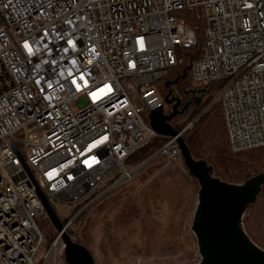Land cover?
<instances>
[{"label": "built area", "instance_id": "built-area-1", "mask_svg": "<svg viewBox=\"0 0 264 264\" xmlns=\"http://www.w3.org/2000/svg\"><path fill=\"white\" fill-rule=\"evenodd\" d=\"M191 8L204 16L191 77L220 86L204 112L220 106L231 153L264 147V0H0L3 264H56L64 250L57 234L47 246L39 223L50 221L10 145L70 229L138 174L142 162L125 163L161 137L136 103L149 112L161 105L157 82L195 50L194 31L178 15ZM104 84L111 93L94 103L89 92ZM162 138L155 158L181 160L175 139Z\"/></svg>", "mask_w": 264, "mask_h": 264}, {"label": "rangeland", "instance_id": "rangeland-1", "mask_svg": "<svg viewBox=\"0 0 264 264\" xmlns=\"http://www.w3.org/2000/svg\"><path fill=\"white\" fill-rule=\"evenodd\" d=\"M187 65L188 62L169 69L167 75L157 82V95L163 105L164 114L170 112V107L163 101L168 92L164 84L173 81L181 68ZM201 85L203 84L194 82L190 74L170 86L173 96L180 100L179 110L185 107L183 113L175 118L177 124L186 121L202 106L201 100H189L183 91L185 88L200 89ZM210 102L191 122H187L180 132L189 130ZM136 108L140 110L141 119L149 124V111L142 109L139 102L136 103ZM16 137L19 139L20 135ZM203 141V147H206L207 153L210 154L212 143L210 140ZM257 151L234 155L227 150L226 153L233 159L225 165L232 174L225 173L223 152L212 151L210 156L218 158L214 159L213 164L207 159L200 160H204L212 168L213 177L223 181L215 176V172L242 177L243 181L237 184L241 185L263 174L260 169L254 170L255 165L251 164L250 158L254 157ZM261 153H264V150H260L259 154ZM125 165L130 166L127 162ZM199 188L197 181L184 167L182 159L170 163L162 157L153 158L131 181L109 192L77 216L70 228L72 237L90 251L94 264H194L200 259L197 241L191 229ZM254 207L253 212L244 213L242 227L245 231L243 220L249 219V235L245 233L251 237L253 243L264 250V205L259 203ZM61 212L63 215L69 213L65 206L61 207ZM39 226L47 238L48 246L55 239L56 230L49 222L39 223ZM43 253L44 248H41L37 257ZM0 264L3 263L0 261ZM56 264H65L63 253L57 257Z\"/></svg>", "mask_w": 264, "mask_h": 264}, {"label": "water", "instance_id": "water-1", "mask_svg": "<svg viewBox=\"0 0 264 264\" xmlns=\"http://www.w3.org/2000/svg\"><path fill=\"white\" fill-rule=\"evenodd\" d=\"M191 61L192 58L180 76L164 84L168 92L163 101L170 107V112L164 114L161 104L149 112L148 119L150 127L159 136L175 139L184 167L200 186L191 225L201 258V261L198 259L196 264H264V250L252 242L242 227L245 210L254 204L260 188L264 184V174H259L241 185L220 181L212 176V168L204 160L192 157L182 134L171 125V121L181 115L185 107L179 110L180 100L172 96V91L169 88L186 77L187 71H190ZM10 148L22 165L30 184L35 188L52 227L60 237L64 246L65 264H94L90 251L85 246L73 241L66 233L19 152L12 145ZM153 158H155V154L144 160L141 167Z\"/></svg>", "mask_w": 264, "mask_h": 264}, {"label": "trees", "instance_id": "trees-1", "mask_svg": "<svg viewBox=\"0 0 264 264\" xmlns=\"http://www.w3.org/2000/svg\"><path fill=\"white\" fill-rule=\"evenodd\" d=\"M178 15L192 28L195 34V38H196L195 50L192 53L188 54V57L185 60V63H186L189 61L190 58H195L198 56L200 52V48L204 42V16H203V11L200 8L185 9L179 12ZM185 68L186 67L181 68V70L176 74L175 78L180 76L182 74V71ZM188 76H190V71H187L186 77ZM201 84L203 85H201L200 89H198L197 91L200 92L202 106L199 109L195 110L189 116V118L181 124H177L178 122L177 119H174L173 121H171L172 127L177 132H180V130L183 129V127L186 125L187 122H191L201 112V110L211 101L215 93L220 88V86L215 83H201ZM182 137L186 145L188 146L189 151L194 159H199V160L207 159L209 162L213 164L215 163L214 159H218V158L217 157L214 158L210 156V154H212V151L213 152H223L225 156H223L224 158L222 159V161H223V165L225 166L224 167L225 173L232 174L230 170H227L228 166L225 165L226 163H231L233 158L228 153H226L227 150H229L230 153L231 151L229 149V144H228L227 134H226V127L224 124L222 111L218 104L212 105L204 114H202L197 119V121L193 123L192 127L182 134ZM203 140H210V142L212 143L210 154L207 153V148L203 147V145L205 144ZM165 142H166L165 138H162V137L153 138L145 147L135 152L127 160V164L129 165L139 164L143 162L144 160L150 158L159 148H161L164 145ZM253 150H256V151L258 150V151L256 152V154H254L255 155L254 157L250 156L251 164L255 165L254 170L260 169L262 170L264 174V153L259 154L260 150H264V147L247 150L241 153H236V154L231 153V154L237 155V154L247 153ZM257 154H259V156ZM215 176L220 177V179H222L224 182H227L230 184L231 183L239 184L243 181L242 177L239 178V177L227 176V175L221 174L220 172L218 173L215 172ZM246 178L247 177L245 176L244 179ZM259 203L264 205V184L261 186L254 204L248 206L245 212L247 211L253 212L255 208L254 206L258 205ZM65 222L66 220L61 219L62 224H65ZM243 224L245 226V232L249 235V229H248L249 219L244 218ZM66 233L70 236V238L73 241H75L72 237V232L70 229H67ZM75 242L81 243L79 240ZM193 258H194L193 259V262H194L195 257Z\"/></svg>", "mask_w": 264, "mask_h": 264}, {"label": "snow or ice", "instance_id": "snow-or-ice-1", "mask_svg": "<svg viewBox=\"0 0 264 264\" xmlns=\"http://www.w3.org/2000/svg\"><path fill=\"white\" fill-rule=\"evenodd\" d=\"M72 43L73 42L71 40L68 41L69 46H71ZM24 47L26 49H29V46H28L27 43H25ZM30 50L31 49H29V51ZM81 79L84 80V77L81 76ZM72 83L76 86L77 91H81V87H80V85L77 83V81L75 79H73ZM84 86L87 87V81L86 80L84 81ZM111 91H112V87L110 85H108V84H104L103 87L98 89V91H90L89 92V96L92 99V101L95 103L97 100L101 99V97L103 95H107V94L111 93ZM104 139H107V137H105ZM100 143H103V140L97 141L96 143L92 144L91 148H95L97 146V144H100ZM94 161H95V158L93 157L92 162H94ZM85 163L88 164L90 162L89 161H85Z\"/></svg>", "mask_w": 264, "mask_h": 264}, {"label": "flooded vegetation", "instance_id": "flooded-vegetation-1", "mask_svg": "<svg viewBox=\"0 0 264 264\" xmlns=\"http://www.w3.org/2000/svg\"><path fill=\"white\" fill-rule=\"evenodd\" d=\"M170 81H172V80H170ZM197 90H198L197 88L196 89H194V88H185V90L183 92H184L185 97L189 98V100H192V101H194L196 99L201 100L200 92L197 91ZM172 96H173V91H172Z\"/></svg>", "mask_w": 264, "mask_h": 264}]
</instances>
